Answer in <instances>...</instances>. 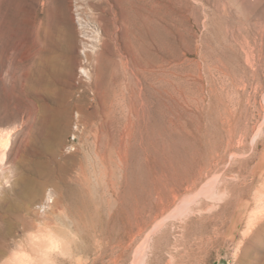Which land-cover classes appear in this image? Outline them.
<instances>
[{"label": "rangeland", "instance_id": "1", "mask_svg": "<svg viewBox=\"0 0 264 264\" xmlns=\"http://www.w3.org/2000/svg\"><path fill=\"white\" fill-rule=\"evenodd\" d=\"M5 157L0 255L51 207L93 264H264V0H0Z\"/></svg>", "mask_w": 264, "mask_h": 264}, {"label": "clouds", "instance_id": "2", "mask_svg": "<svg viewBox=\"0 0 264 264\" xmlns=\"http://www.w3.org/2000/svg\"><path fill=\"white\" fill-rule=\"evenodd\" d=\"M19 169L5 157L0 160V199L19 179ZM93 246L100 247L99 239ZM80 222L67 209L44 208L32 213L27 227L9 241L0 264H93Z\"/></svg>", "mask_w": 264, "mask_h": 264}, {"label": "bare ground", "instance_id": "3", "mask_svg": "<svg viewBox=\"0 0 264 264\" xmlns=\"http://www.w3.org/2000/svg\"><path fill=\"white\" fill-rule=\"evenodd\" d=\"M88 57V56H87ZM87 59V58H86ZM81 73H83L84 75L86 74V71L84 70V69H81V71H80ZM222 192V191H221ZM199 193V192H198ZM204 193V192H203ZM194 195V194H193ZM223 195V194H222ZM222 195H220V197H222ZM224 196V195H223ZM187 198V197H186ZM189 198V197H188ZM183 200V199H182ZM189 201H191V199H188ZM183 202V201H182ZM183 203H185V201L183 202ZM182 204V203H181ZM179 206H180V204H179ZM182 206V205H181ZM201 210V209H200ZM199 210V211H200ZM167 218V217H166ZM164 222H165V219H162L161 221H158L155 225H154V227H153V229L151 230V231H149L148 232V234H147V236H146V238H149L151 235H152V233L155 231V230H157V229H159L160 227H162L163 226V224H164ZM182 222V221H181ZM166 223V222H165ZM148 246V245H147ZM144 249V248H143ZM146 259V258H145ZM147 264V263H146Z\"/></svg>", "mask_w": 264, "mask_h": 264}]
</instances>
